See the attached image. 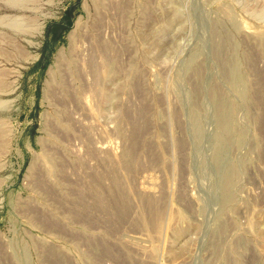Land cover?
<instances>
[{"label": "rangeland", "instance_id": "rangeland-1", "mask_svg": "<svg viewBox=\"0 0 264 264\" xmlns=\"http://www.w3.org/2000/svg\"><path fill=\"white\" fill-rule=\"evenodd\" d=\"M0 264H264V0H0Z\"/></svg>", "mask_w": 264, "mask_h": 264}, {"label": "bare ground", "instance_id": "bare-ground-1", "mask_svg": "<svg viewBox=\"0 0 264 264\" xmlns=\"http://www.w3.org/2000/svg\"><path fill=\"white\" fill-rule=\"evenodd\" d=\"M221 111H222V110H221ZM221 111H220V112H221ZM221 113H222V112H221ZM221 113H220V114H221ZM217 115H218V114H217ZM221 115H222V114H221ZM219 119H220V118H219ZM225 123H227V122H225ZM222 124H223V122H222ZM35 182H36V181H35ZM46 183H47V182H46ZM42 184H43V183H42ZM42 189H43V188H42ZM98 192H99V191H98ZM100 192H101V191H100ZM100 192H99V193H100ZM109 192H110V191H109ZM111 192H112V191H111ZM92 193H93V192H92ZM103 194H104V193H103ZM102 197H103V196H102ZM102 199H103V198H102ZM97 200H98V199H97ZM114 200H115V199H114ZM99 202H100V201H99ZM84 211H85V210H84ZM110 211H111V210H110ZM76 215H77V214H76ZM103 216H104V215H103ZM99 243H100V242H99ZM91 250H92V249H91ZM109 251H110V250H108V252H109ZM97 255H98V254H97ZM99 255H100V254H99Z\"/></svg>", "mask_w": 264, "mask_h": 264}]
</instances>
